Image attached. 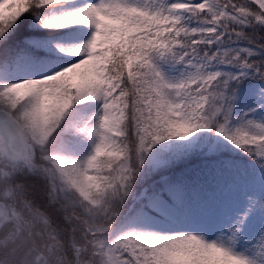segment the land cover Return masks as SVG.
<instances>
[{"label":"snow or ice","instance_id":"6c2138e0","mask_svg":"<svg viewBox=\"0 0 264 264\" xmlns=\"http://www.w3.org/2000/svg\"><path fill=\"white\" fill-rule=\"evenodd\" d=\"M0 264H264V0H0Z\"/></svg>","mask_w":264,"mask_h":264}]
</instances>
